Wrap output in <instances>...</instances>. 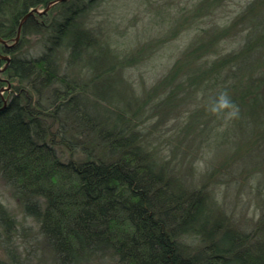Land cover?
Listing matches in <instances>:
<instances>
[{
  "label": "trees",
  "instance_id": "obj_1",
  "mask_svg": "<svg viewBox=\"0 0 264 264\" xmlns=\"http://www.w3.org/2000/svg\"><path fill=\"white\" fill-rule=\"evenodd\" d=\"M51 1L0 0V54L9 56L0 88L10 87L0 111V176L38 224L53 264L99 256L114 264H264L254 232L211 216L202 190L176 184L140 143L134 121L142 104L115 87L124 65L102 42L109 20L90 19L98 11L112 17L100 6L106 0H65L33 13L13 43L21 18ZM224 1L198 0L183 19L209 17ZM207 27L162 81L173 95L212 90L248 150L264 151V0ZM113 92L123 102L100 106ZM14 226L0 202V230Z\"/></svg>",
  "mask_w": 264,
  "mask_h": 264
},
{
  "label": "rangeland",
  "instance_id": "obj_2",
  "mask_svg": "<svg viewBox=\"0 0 264 264\" xmlns=\"http://www.w3.org/2000/svg\"><path fill=\"white\" fill-rule=\"evenodd\" d=\"M248 1L225 0L218 8L220 12L202 20L189 17L190 25L183 19V8L198 0H106L100 6L103 9L107 5L112 17L98 11L99 15L90 19L109 20L110 28L106 27L102 42L124 65L118 77L121 82L115 87L125 101L142 104L134 129L156 166L176 184L202 190L211 216L242 232H254L255 239L264 242V151L254 147L248 150L251 146L244 144L245 133L233 127V113L217 106L212 90L188 88L173 95L174 85L162 81L197 38L203 42L198 27L225 22ZM20 36L21 30L17 41ZM26 38L25 48L34 50L38 36ZM2 87L3 104L10 87ZM117 96L118 92L111 93V99L100 106H119L123 99ZM0 202L15 220L8 235L0 230V260L5 264H53L38 224L23 212L19 199L1 176ZM91 264L114 262L99 256Z\"/></svg>",
  "mask_w": 264,
  "mask_h": 264
},
{
  "label": "water",
  "instance_id": "obj_3",
  "mask_svg": "<svg viewBox=\"0 0 264 264\" xmlns=\"http://www.w3.org/2000/svg\"><path fill=\"white\" fill-rule=\"evenodd\" d=\"M62 1H65V0H53V1L49 2V3L47 4V6H46L44 9H42V10H39L38 8H33V9H31L27 14H25V15L21 18V20H20V22H19V24H18L17 32H16V36H15V38H14L13 43H15V42L17 41V39H18V37H19V34H20V30H21L22 24L25 22V20L28 18L29 15H31V14H33V13H36V14L44 13V12H46V11L49 9V7H50L51 5H53V4L57 3V2H62ZM0 42L4 43V41H2L1 39H0ZM13 43L10 44L9 46H12ZM0 58L3 59V60L5 61V64L3 65V67L0 68V71H2V70L5 69V67L7 66V64H8V62H9V57L6 56V55H2V54H0ZM1 89L4 90V89H6V88H3V87H2ZM5 104H6V103H3V104L0 106V111H2V110L5 108Z\"/></svg>",
  "mask_w": 264,
  "mask_h": 264
}]
</instances>
